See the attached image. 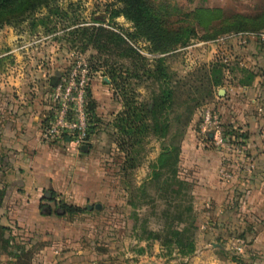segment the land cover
Here are the masks:
<instances>
[{
	"label": "rangeland",
	"instance_id": "374dc122",
	"mask_svg": "<svg viewBox=\"0 0 264 264\" xmlns=\"http://www.w3.org/2000/svg\"><path fill=\"white\" fill-rule=\"evenodd\" d=\"M149 2L158 15L159 29L170 40L167 43L175 39L179 42L171 48L170 44L172 50L163 56L153 53L154 42L143 38L134 42L135 48L147 59L165 58L174 91L173 110L195 115L200 129L205 109L218 114L214 107H201L203 99L208 98L211 77L222 85L235 79L231 76L235 72L241 75L245 70L224 49L233 43L238 47L249 43L264 46L254 36L264 33V0ZM116 8L117 0H55L49 14L43 9L22 23L0 28L4 41L0 47V83L17 74L21 66L26 92L37 94L42 141L57 156L54 168L60 180L58 192L51 191L52 202L43 199L50 190L41 194L33 218L21 210L13 212L9 205L2 209L0 264H192L199 232L190 184L179 168V180L171 187L164 185L167 177L149 182L152 166L172 142L148 135L135 150L133 161L125 165V156L117 146L121 136L115 128L116 116L124 111L123 97L119 93L115 96L109 84L103 66L106 56L81 47L68 36L76 27L74 23L133 33V24L123 17L110 19ZM209 50L216 54L206 62L203 58ZM261 59L264 61V53ZM129 65L119 61L117 74L125 76ZM51 78L58 79L56 87L50 85ZM129 83L125 90H134L137 105L149 100L150 91L144 85H135V80ZM67 88L69 97L81 92L86 104L82 112L86 124L83 140L73 134L52 140L46 134L63 104L66 120L73 123L78 119L79 113L74 110L79 101L60 98ZM90 102L93 111L89 110ZM226 131L222 128L223 136ZM2 198L0 192V203ZM46 205L51 208L47 216L40 212ZM63 205L81 211L63 214Z\"/></svg>",
	"mask_w": 264,
	"mask_h": 264
},
{
	"label": "crops",
	"instance_id": "0c3cea01",
	"mask_svg": "<svg viewBox=\"0 0 264 264\" xmlns=\"http://www.w3.org/2000/svg\"><path fill=\"white\" fill-rule=\"evenodd\" d=\"M3 42L0 36V47ZM224 53L247 71L235 72L231 75L235 79L220 86L209 81L208 98L201 107H214L221 129L242 135L246 152L238 157L216 148L213 134L204 140L197 117H191L178 161L195 200L199 236L191 261L264 264V46L233 43ZM214 54L209 50L202 58L207 62ZM16 70L0 83V212L9 205L13 212L21 210L33 218L41 194L58 192L60 180L54 168L57 156L42 141L37 94L26 92L21 66ZM237 246L242 249L239 254L234 252Z\"/></svg>",
	"mask_w": 264,
	"mask_h": 264
},
{
	"label": "trees",
	"instance_id": "16d2710c",
	"mask_svg": "<svg viewBox=\"0 0 264 264\" xmlns=\"http://www.w3.org/2000/svg\"><path fill=\"white\" fill-rule=\"evenodd\" d=\"M54 2L55 0H0V28L22 23L43 9L49 14ZM117 2L118 8L112 10L110 19L123 17L133 24V33L124 32L121 28L78 26L74 23L76 27L68 32V36L77 40L81 47L90 48L106 56L103 66L107 70L109 84L115 96L119 93L123 97L124 111L116 116L115 128L121 136L117 140V146L125 156V165L133 161L135 150L142 145L148 135L169 139L172 142L159 154L156 164L152 166L149 179L151 184L154 180L167 177L164 185L171 187L173 181L179 180L177 168L180 143L192 115L185 116L173 110L174 91L169 85L171 75L167 70L165 58L160 56L151 60L145 58L136 50L134 42L139 38L154 42L152 52L163 56L172 50L170 48L173 45L178 44L179 39L167 43L170 40L165 39L167 36L163 35L159 29L158 15L154 12L149 0H117ZM119 61L130 64L124 72L125 76L117 74L116 67ZM130 80L137 81L135 85H144L150 91L147 102L137 105L134 101V90L130 92L125 90V87L131 85ZM210 83L215 87L220 85V81L213 77ZM93 108V102H90L89 110L93 111ZM231 136L235 137L236 141L243 139L242 135L238 136L234 131H226L224 134V137ZM174 141H177L175 145H173ZM179 182L185 183L181 180ZM185 185L187 186L186 183ZM53 198L54 194L51 191L45 192L43 196V199L48 202H52ZM44 209L47 211L44 212ZM62 209V213L67 215H74L81 211L77 207L67 205H63ZM40 210L42 215L51 214V208L47 205L41 206ZM57 214H60V211ZM188 249L191 254L193 252L191 244L188 245Z\"/></svg>",
	"mask_w": 264,
	"mask_h": 264
},
{
	"label": "built area",
	"instance_id": "2783aa9c",
	"mask_svg": "<svg viewBox=\"0 0 264 264\" xmlns=\"http://www.w3.org/2000/svg\"><path fill=\"white\" fill-rule=\"evenodd\" d=\"M254 36L258 37L261 42H264V33L263 34H255ZM58 90V89H57ZM58 94V93H57ZM55 95V98L58 95ZM66 101H72L73 103L78 100L79 104L77 108L74 110L79 113L78 119L71 123L66 120L67 109L65 105H62V110L58 114V117L47 129L46 134L49 138L58 139L62 134L72 135L78 140H83L86 135V124L84 119L82 118V112H85L86 104L83 102V97L81 92L78 95H74L69 97V88H67L66 94L60 97ZM200 131L204 138L208 137V133L213 134V144L216 148H219L230 155H235L238 157H242L246 152V147L243 141H233L232 138L224 137L222 134V129L219 125V116L216 113H213V110L205 109L201 114V122H200ZM226 176V174H222ZM241 247L237 246L234 248L235 253H241Z\"/></svg>",
	"mask_w": 264,
	"mask_h": 264
},
{
	"label": "water",
	"instance_id": "95a60500",
	"mask_svg": "<svg viewBox=\"0 0 264 264\" xmlns=\"http://www.w3.org/2000/svg\"><path fill=\"white\" fill-rule=\"evenodd\" d=\"M50 81H51L50 85H51L52 87H56V86H57V84H58V79H57V78H51ZM208 137L211 138V137H212V134L209 133V134H208ZM96 209H99V206H96ZM43 211L46 212L47 210L44 209Z\"/></svg>",
	"mask_w": 264,
	"mask_h": 264
}]
</instances>
